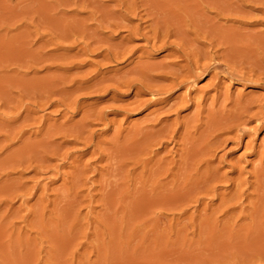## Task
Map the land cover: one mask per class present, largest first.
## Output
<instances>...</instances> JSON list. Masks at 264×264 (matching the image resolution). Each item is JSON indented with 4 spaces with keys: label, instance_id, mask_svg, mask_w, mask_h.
Returning <instances> with one entry per match:
<instances>
[{
    "label": "rangeland",
    "instance_id": "obj_1",
    "mask_svg": "<svg viewBox=\"0 0 264 264\" xmlns=\"http://www.w3.org/2000/svg\"><path fill=\"white\" fill-rule=\"evenodd\" d=\"M44 1H47L44 2L45 10L39 9L43 14H38L40 12L36 10L32 16L29 14L31 17L21 15L9 20L8 25L0 22L1 33L5 36L0 34V43L4 48H8L13 39L17 41L12 43L15 46L21 44V48H24L25 44L24 49L17 46L19 49L15 50L19 53L11 56L8 52L0 54L4 55L0 57V261L8 263L10 259L9 264H264V169H261L264 168V84L243 80L234 74L247 75L251 72L252 75H258L264 72V66H261L264 65V8H261L264 7V1L256 0L254 3V0H237L233 3L232 0H224L223 5L224 1L221 0H208L206 3L203 0H106L110 3L108 5L105 0H100V3H105V7L101 5L98 10L110 8L102 10L104 14L110 12L106 14L108 17L103 20L104 23L100 22L101 16L96 13L97 9L91 8L92 5H86L84 11V6L78 3L77 9L74 8L76 5L72 0ZM215 1L222 3L219 7L221 10H218L219 3L213 5ZM55 2L58 3L56 6ZM196 2L201 3L199 7ZM223 7H226L224 11ZM112 8L117 12H113ZM235 10L243 14H236ZM49 12L50 15L47 14ZM73 13L76 15L73 16ZM89 13H93L92 17L88 16ZM111 13L114 16H109ZM21 19L24 25L20 23ZM79 21L82 25L89 22L90 29L96 28V37L98 32L101 34L99 39H88L92 40L93 45L84 48L86 51L79 49L82 44L79 41L83 37L77 35L80 38L77 39L71 35L76 41L70 36L65 37L69 32L65 29L68 27L70 30L73 22ZM112 22L118 25L112 27ZM98 24L101 27L99 29ZM22 25L26 26L25 29ZM155 28L161 31L157 43L162 40L175 41L181 52L189 53L188 59L193 61L199 56L200 62L209 66L206 73L187 78V83H182L184 85L174 86L158 95L149 88L139 89L138 85L127 88L123 82L140 78L137 72L145 65L157 67H153L154 72L149 67L146 69L152 73L148 78L153 77L152 80L156 82L141 79L144 83L154 84L158 80V83L162 82L163 88L167 84L170 86V78L162 76L170 77L171 74H163L162 70L166 68L162 66L168 64L169 70L178 68L180 71V65L185 64L183 57L170 55V47H146V35L151 36L150 42L156 40L152 38ZM62 30H65V34ZM104 30L108 31L105 33ZM163 30L170 34L166 35V39L162 36ZM35 31L36 34L33 33ZM176 31H182L183 38ZM20 33L23 37H20ZM14 34H19L20 39L15 40ZM247 36L252 37L247 40ZM21 38L24 41L26 39V42ZM1 39H4L3 43ZM182 39L187 40L182 42ZM256 40L260 42V47ZM50 41H55L57 45L52 46L54 42ZM97 42L101 46L99 49L96 48ZM242 42L244 45L240 47ZM29 45L32 50H36L31 53ZM228 45H237V48ZM64 46L71 48L66 51ZM245 47H249V50L244 51ZM256 49H260V52L257 50L255 53ZM194 50L200 51L199 55H195ZM98 51L103 54L99 55ZM25 52L27 55H24ZM105 52L109 55L119 53V58L107 61L102 56ZM239 53L244 57L241 58ZM257 54H261L262 61L258 60L260 56L255 57ZM239 57L241 60H238ZM214 63L217 74L213 71ZM160 64L163 69L159 67ZM254 65L256 67L253 68ZM97 83L104 85L100 87ZM248 100L251 103L254 100L252 104H255H250L247 115L243 113L245 115L237 123L234 122L237 125L243 119L239 127L244 128V132L240 136L234 130L237 126L233 128V121L229 124H232V129L227 128L228 131L225 126L221 130L212 127L214 118L225 116L224 112L227 111L233 112L237 103L243 104ZM259 103L262 105L261 110ZM198 126L203 135L197 131ZM166 131L169 138H166ZM204 132L211 137V141H204L209 139ZM209 132L213 136L218 134L217 142L212 140L214 137ZM171 133L174 136L169 135ZM196 135L199 137L196 138ZM161 138L162 141H158ZM187 141L190 143L187 144ZM125 142L129 149L123 145ZM198 142H201L200 146ZM138 143L140 147L136 150ZM196 145H203V149L196 148ZM124 146L128 151L124 152ZM185 146L188 152H184ZM120 147L124 150H119ZM187 153L189 155H184ZM118 156L120 159L124 157L123 164ZM113 157L118 161L113 160ZM184 157L188 165L182 161ZM189 157L195 159L187 161ZM198 157L205 158V161ZM138 158L146 164L138 161ZM199 165L208 168H200ZM200 169L214 173L209 172L208 175L203 171L202 174L199 173ZM202 175L206 177L203 179ZM214 175L219 177L215 178ZM6 254L8 257L1 256Z\"/></svg>",
    "mask_w": 264,
    "mask_h": 264
},
{
    "label": "bare ground",
    "instance_id": "obj_2",
    "mask_svg": "<svg viewBox=\"0 0 264 264\" xmlns=\"http://www.w3.org/2000/svg\"><path fill=\"white\" fill-rule=\"evenodd\" d=\"M50 1H51V0H50ZM50 1H49V2H50ZM52 1H53V0H52ZM60 1H61V0H60ZM60 1H58V3H59ZM62 1L64 2V0H62ZM62 1H61V2H62ZM70 1H71V0H70ZM70 1H69V3H70ZM72 1H73V3L76 5V7H74V8H76V9H77V6H78L77 3H78L79 5L81 4L82 6H84L83 8L81 7L83 10L85 9L86 5H88V6L92 5L91 8H95V9H97V11L95 10L96 13L98 12V13H99V16H101V18H100V19H101V20H100L101 23H102L103 20L105 21L106 17H108L106 14H108L109 11H108V12H105V14H104L103 11H102V10H105V9H108V8H105V9H102V10H98L99 8H101V5L104 6V4H105V3H103V4L100 3L102 0H101V1H100V0H72ZM72 1H71V2H72ZM105 1H106V0H105ZM116 1H117V0H116ZM193 1H196V0H193ZM203 1H204V3L208 2V0H203ZM203 1H202V3H203ZM205 1H206V2H205ZM216 1H218V0H216ZM216 1H215V3H216ZM221 1H224V0H221ZM225 1H226V0H225ZM225 1L222 2L223 5L225 4ZM235 1L237 2V0H234V1L232 0L233 3H234ZM238 1H239V0H238ZM252 1H253V0H252ZM255 1H256V0H254V3H256ZM262 1H264V0H262ZM44 2H47V1H44V0H0V22H1V23H4V24H7V22H8L9 20L12 21V20L15 19L16 17H18V16L20 17L21 15H23V16H24V15H25V16L28 15V16H29V14H31V16H32V14H35V13H36V10H38V12H40V13H38V14H41L42 12L39 11V9H40V10H45V4H44ZM61 2H60V3H61ZM96 2H97V3H96ZM98 2H99V3H98ZM106 2H108V1H106ZM118 2H119V1H118ZM197 2H198V0H197ZM197 2H196V4H197ZM240 2L243 3V2H245V0H243V2H242V1H240ZM240 2H239V3H240ZM259 2H260V0H259ZM56 3H57V2H55V4H54L55 6H56ZM58 3H57V4H58ZM60 3H59V4H60ZM108 3H109V2H108ZM114 3H115V2H114ZM218 3L220 4V6H218V8H219V7L222 6V5H221L222 3H221L220 1L217 2L216 4H213V2H212L213 5H217ZM229 3H230V2H229ZM257 3H258V2H257ZM119 4H121V3H119ZM200 4H201V3L197 4V6L199 7ZM209 4H210V3H209ZM226 4H227V3H226ZM259 4H261V3H259ZM259 4H258V5H259ZM43 5H44V9H42V8H43ZM46 5H47V4H46ZM63 5H65V3H64ZM66 5H67V4H66ZM108 5H110V3H109ZM246 5H247V3L245 4V6H246ZM255 5H256V4H255ZM258 5H257V6H258ZM48 6H49V5H48ZM48 6H47V7H48ZM59 6H62V5H59ZM67 6H69V5H67ZM88 6H87V7H88ZM103 6H102V7H103ZM202 6H203V5H202ZM211 6H212V5H211ZM211 6H210V7H211ZM259 6H260V5H259ZM262 6H264V4H262ZM63 7H64V6H63ZM104 7H105V6H104ZM104 7H103V8H104ZM106 7H108V6H106ZM109 7H111V6H109ZM113 7H114V6H113ZM212 7H213V6H212ZM234 7H235V6H234ZM238 7H239V6H238ZM238 7H237V8H238ZM240 7H241V6H240ZM250 7H252V5H251ZM253 7H254V5H253ZM255 7H256V6H255ZM51 8H52V7H51ZM53 8H54V6H53ZM53 8H52V9H53ZM78 8H79V7H78ZM81 8H80V10H82ZM91 8H89V9H90V11L92 12ZM133 8H134V7H133ZM213 8H217V7L214 6ZM225 8H226V7H223V8H222L223 11L225 10ZM228 8H229V7H228ZM228 8H227V13H228ZM241 8H242V7H241ZM261 8H264V7H261ZM48 9H49V8H48ZM89 9H88V10H89ZM112 9H113V8H112ZM117 9H118V8H117ZM197 9H198V8H197ZM232 9L234 10V8H232ZM256 9H257V8H256ZM258 9H260V8H258ZM83 10H82V11H83ZM93 10H94V9H93ZM108 10H110V8H109ZM115 10H116V8H115ZM191 10H192V9H191ZM198 10L201 11L202 9H198ZM211 10H212V9H211ZM215 10H216V9H215ZM218 10H221V9L219 8ZM233 10H232V11H233ZM243 10H245L244 6H243ZM50 11H51V10H50ZM53 11H54V10H53ZM62 11H64V9H63ZM74 11H75V9H74ZM82 11H81V12H82ZM84 11H85V10H84ZM95 11H93L94 14H95ZM112 11H113V12H117V11H114V9H113ZM193 11H194V10H193ZM230 11H231V10H230ZM232 11H231V12H232ZM235 11H236V12H235ZM235 11H234V12H235L236 14H237L238 12H240V11H238V10H235ZM241 11H242V10H241ZM262 11H264V10H262ZM43 12H46V11H43ZM47 12H48V11H47ZM59 12H61V11L59 10ZM145 12H146V11H145ZM190 12H192V11H190ZM231 12H230V13H231ZM242 12H243V11H242ZM246 12H247V11H246ZM50 13H51V12H49V13H47V14L50 15ZM53 13H54V12H53ZM62 13H64V12H62ZM75 13H76V11H75ZM77 13H78V12H77ZM79 13H80V12H79ZM109 13H110V12H109ZM147 13H148V12H147ZM215 13H217V11H216ZM220 13H221V12H220ZM220 13H219V14H220ZM222 13H223V12H222ZM261 13H262V12H261ZM42 14H43V13H42ZM47 14H46V15H47ZM57 14H58V13H57ZM64 14H65V13H64ZM112 14H113V13L109 14V16L112 15ZM219 14H217V15H219ZM224 14H225V12L223 13V15H224ZM228 14H229V13H228ZM228 14H226V15L228 16ZM236 14H235V15H236ZM239 14H243V13L240 12ZM75 15H76V14H75ZM75 15H74V13H73V16H75ZM92 15H93V13H91V14L89 13L88 16H89V17H92ZM97 15H98V14H97ZM115 15L117 16V14H115ZM150 15H151V14H150ZM193 15H194V12H193ZM215 15H216V14H215ZM221 15H222V14H221ZM231 15H232V14H231ZM244 15H245V14H244ZM246 15H247V14H246ZM248 15H249V14H248ZM31 16H29V17H31ZM41 16H43V15H41ZM65 16H66V14H65ZM73 16H72V17H73ZM113 16H114V14H113ZM238 16H239V15H238ZM238 16H237V17H238ZM240 16H241V15H240ZM21 17H22V16H21ZM54 17H55V16H54ZM60 17H61V16H60ZM62 17H63V16H62ZM81 17H82V16H81ZM117 17H118V16H117ZM154 17H155V16H154ZM85 18H86V17H84L83 19H85ZM87 18H88V17H87ZM87 18H86V19H87ZM97 18H98V16H97ZM112 18H113V17H112ZM118 18H120V16H119ZM152 18H153V17L151 16V19H152ZM156 18H157V17H156ZM16 19H17V18H16ZM24 19H25V18H24ZM47 19H48V18H46V20H47ZM50 19H51V18H50ZM80 19H81V18H80ZM90 19H92V18H90ZM90 19H89V20H90ZM94 19H95V18L93 17L92 20H94ZM115 19H116V18H115ZM121 19H122V17H121ZM148 19H149V18H148ZM158 19H159V18H158ZM163 19H164V18H163ZM197 19H198V18H197ZM21 20H22V19H21ZM21 20H20V21H21ZM25 20H26V19H25ZM78 20H79V17H78ZM78 20H77V21H78ZM160 20H161V18H160ZM166 20H167V19H166ZM166 20H165V21H166ZM18 21H19V20H18ZM31 21H32V20H31ZM42 21H43V19H42ZM75 21H76V20H75ZM83 21H84V20H82V22H83ZM95 21H97V20H95ZM104 21H103V23H104ZM106 21H108V20H106ZM109 21H111V18H109ZM151 21H152V20H151ZM153 21H154V19H153ZM9 22H10V21H9ZM34 22H35V21H34ZM43 22H47V21H43ZM65 22H66V20H65ZM82 22H81V23H82ZM97 22H98V21H97ZM97 22H90V23H91V24H92V23L97 24ZM154 22H155V21H154ZM158 22H159V20H158ZM160 22H161V21H160ZM166 22H167V21H166ZM203 22H204V21H203ZM14 23H15V22H14ZM20 23L23 24V20H22V22H20ZM32 23H33V22H32ZM48 23H49V22H48ZM48 23H46V24H48ZM56 23H57V22H56ZM60 23H61V21H60ZM62 23L64 24V22H62ZM62 23H61V24H62ZM66 23L68 24V22H66ZM88 23H89V22H87V25H86V23L84 22V25H82V24H80V21L77 22V23H75V24H74V22H73V26H72V28H71V26L69 27L70 30L67 29L68 27L65 29L66 32L69 31L68 34H65V30H62V31H64L65 37L70 36V38H71V35H72V36L75 35L76 38H77V35H79L78 37H81V38L83 37L82 40L79 41V43H80V44L82 43V44L80 45V44L78 43V45H80V47H81V48H79V49H81V50H84V48L87 49V47H89L90 45H91V46L93 45V42H92V44H91V41H92V40L89 41L88 39H93V37L99 39L98 37H99V34H100V33L98 32V33H97V34H98V35H97L98 37H96V33H95V31H94L96 28H95V29H90V28L88 27V26H89ZM115 23H116V21L114 22V24H115ZM151 23H152V22H151ZM155 23H156V22H155ZM201 23H202V22H201ZM28 24H29V23H27V25H28ZM35 24H36V23H35ZM53 24H54V26L56 25L55 23H53ZM53 24H52V25H53ZM67 24H65V25H67ZM94 24H93V25H94ZM99 24H100V23H99ZM99 24H98V25H99ZM106 24H108V23H106ZM109 24H110V22H109ZM112 24H113V22L111 23V25H112ZM114 24H113V25H114ZM161 24H162V23H161ZM161 24L159 23V25H161ZM202 24H203V23H202ZM202 24H201V25H202ZM7 25H8V24H7ZM23 25H24V24H23ZM23 25H22V27H24V29H25L26 26H23ZM69 25H70V24H69ZM69 25H67V26H69ZM71 25H72V24H71ZM104 25H105V24H104ZM111 25H110V26H111ZM117 25H118V24H117ZM117 25H114V26H112V27H116ZM119 25H120V24H119ZM147 25H148V24H147ZM147 25H146V26H147ZM153 25H154V24H153ZM205 25H206V23H205ZM209 25H210V24H208V26H209ZM15 26H19V25H15ZM31 26H32V24H31ZM34 26H35V25H34ZM47 26H48V25H47ZM58 26H59V25L56 26L57 29L59 28ZM102 26H103V25H102ZM122 26H123V25H122ZM162 26H163V25H162ZM171 26H172V25H171ZM173 26H174V25H173ZM212 26H213V25H212ZM20 27H21V26H20ZM28 27H30V26H28ZM56 27H55V30H57ZM60 27H61V26H60ZM63 27H65V26H63ZM99 27H100V25L98 26V29H99ZM118 27H119V26H118ZM158 27H159V26H158ZM165 27H166V26H165ZM168 27H169V26H168ZM203 27H204V25H203ZM206 27H207V25H206ZM2 28H3V25H2ZM35 28H36V27H35ZM35 28H33V29H35ZM51 28H52V27H51ZM100 28H101V27H100ZM151 28H154V27H151ZM175 28H176V27H175ZM177 28H178V27H177ZM197 28H198V27H197ZM201 28H202V27H201ZM210 28H211V27H209V29H210ZM213 28H214V27H213ZM5 29H6V27H5ZM10 29H11V28H10ZM14 29H15V28H14ZM16 29H18V28H16ZM16 29H15V30H16ZM22 29H23V28H22ZM161 29H163V27H162ZM164 29H165V28H164ZM168 29H169V28H168ZM168 29H167V30H168ZM178 29H179V28H178ZM181 29H182V28H181ZM198 29H199V28H198ZM202 29H203V28H202ZM205 29H206V28H205ZM209 29H208V30H209ZM231 29H232V28H231ZM7 30H8V29H7ZM26 30H27V28H26ZM35 30H36V29H35ZM52 30H54V29H52ZM108 30H109V29H108ZM108 30H106V32H107ZM114 30H116V28H115ZM114 30H113V31H114ZM150 30H152V29H150ZM184 30H185V29H184ZM229 30H230V29H229ZM20 31H21V30H20ZM22 31H23V30H22ZM24 31H25V30H24ZM31 31H34V30H31ZM60 31H61V30H60ZM60 31H58V34H59ZM97 31H100V30H97ZM109 31H111V30H109ZM113 31H112V32H113ZM116 31H117V30H116ZM159 31H160V30H158V29L155 28V29H153V33H154L153 35H152V32H151V35L153 36L152 38H156V40L154 39V41H152V42H150V41L152 40V39H151V36H150V37H148L147 35L145 36V39H146L145 45H146V47H149L150 49H157V48H163V47H170V49H171L170 55H171V56L174 55V56H177V57H183V59H185V61H184L185 64L180 65V64H178V62H177V64L181 66V68H180L181 70H180V71H179L178 68H177L178 66L176 67L177 70H178V72H176L177 70H175V68H174L175 71H173V68L171 69L172 71L169 70V69H170V68H168L169 66L167 67L168 64H167L166 66H165V65L162 66L161 64L159 65V67L162 66V67H165V68H166V69H163V68L161 67V68L163 69V70H162V73H163V72H167L168 74H171V75H172V76L170 75V77L165 76V75L162 76V78H166V79H167V78H170V82H169V84H171L170 86H169L168 84H167V86H166V84H165V82H164L165 86H166V87L169 86V87H168V88H166V87L163 88L162 85H161L162 82L160 81V83H158L159 81H158L157 79H156V80H157V83H154V84H151V83L146 84V82L144 83L143 80H141V79H147V80H148V79H151V80H152L153 77L148 78V77H150L149 75H150V73H151L150 69L152 70L153 67H154V69H155V67H157V66L154 65V64H153L154 66H152L151 68H150V65H147V67H146V65H145V63H144L145 66H144L143 68L141 67L142 65H140V67L142 68V70L140 69V70H138V72H137V74L140 76V78H138V79H136V80H132V81H130V82H129V81H128V82H125V81L123 82V83H125V85H126L127 88H130V87H132V86H134V85H138V88H139V89H140V88H144V87H145V88H149L150 91H153V93L155 92V93H157V95H158L159 92H167V91H169L170 88H172V87L174 88V86L177 87V86H180V85H181L182 83H184V82L187 83L186 81H187L190 77H191V78H192V77H195V78H196V76H198L200 73L205 72V71L208 70V67H209V66H208V65H204V64H202V63L200 62V59H201V58H199V56H196L197 58H199V60H198L197 58H196L195 60L193 59V61L191 60V58L188 59V58H189V57H188V54H189V53H187L186 51H185V53H187V54H185L184 51L181 52V50L179 49V47L177 46V44L175 43V41H174V43H173V42H168L167 40H162L161 43H157V42H156V41H157V38H158L159 34H161V31H160V32H159ZM163 31H164V30H163ZM168 31H169V30H168ZM168 31L166 32V30H165V31L162 33V34H163L162 36H163L164 38L166 37V35H169V36H170V34H168V33H169ZM194 31H196V30H194ZM1 32H2V30H1V28H0V34H2ZM7 32H8V31H7ZM18 32H19V31H18ZM18 32H17V33H18ZM50 32H51V31H50ZM53 32H54V31H53ZM104 32H105V30H104ZM104 32H102V34H103ZM106 32H105V33H106ZM149 32H150V31H149ZM174 32H175V31H174ZM176 32L179 33L180 31H179V32L176 31ZM192 32H193V31H192ZM204 32H205V31H204ZM210 32H211V29H210ZM210 32H208V34H209ZM212 32H213V30H212ZM215 32H216V31H215ZM24 33H25L24 36H26V33H27V32L25 31ZM33 33L36 34V31L33 32ZM48 33H49V32H48ZM109 33H111V32H109ZM113 33H114V32H113ZM170 33H171V32H170ZM172 33H173V32H172ZM181 33H182V31L180 32V34H181ZM199 33H200V31H199ZM222 33H223V32H222ZM227 33H228V32H227ZM6 34H7V33H5V35H6ZM29 34H30V32H29ZM46 34H47V33H46ZM143 34H146V33H143ZM173 34H174V33H173ZM180 34H178V37H180V36H179ZM184 34H185V32H184ZM186 34H187V33H186ZM186 34H185V35H186ZM205 34H206V33H205ZM212 34H213V33H212ZM220 34H221V33H220ZM228 34H229V33H228ZM228 34H227V35H228ZM235 34H236V33H234V35H235ZM255 34H256V33H255ZM2 35H3V34H2ZM7 35H8V34H7ZM14 35H15V37H16L15 40H18V39H20V37H21L23 34L21 35V33H20V37L18 36L19 34H17V35L14 34ZM14 35H11V37H13ZM27 35H28V34H27ZM50 35H51V33H50ZM53 35H54V33H53ZM56 35H57V32H56ZM60 35H62L61 32H60ZM80 35H81V36H80ZM94 35H95V36H94ZM106 35H108V34H106ZM176 35H177V34H176ZM176 35H175V37H176ZM181 35H182L181 38H183V34H181ZM185 35H184V36H185ZM199 35H200V34H199ZM222 35H224V33H223ZM222 35H221V36H222ZM225 35H226V33H225ZM232 35H233V34H232ZM234 35H233V36H234ZM246 35H248V34H246ZM249 35H250V34H249ZM3 36H4V35H3ZM44 36H45V35H44ZM103 36H104V35H103ZM160 36H161V35H160ZM169 36H168V37H169ZM207 36H208V35H207ZM209 36H210V35H209ZM214 36H215V35H214ZM216 36H217V35H216ZM218 36H219V35H218ZM233 36H232V38H233ZM252 36H253V35H252ZM252 36H250V37H252ZM4 37H5V36H4ZM4 37H3V38H4ZM22 37H23V36H22ZM100 37H101V34H100ZM163 37H160V38L162 39ZM186 37H187V35H186ZM195 37H196V36H195ZM219 37H220V36H219ZM222 37H223V36H222ZM225 37H227V36H225ZM225 37H223V38H225ZM250 37L247 36V40H248V38L250 39ZM255 37H256V36H255ZM6 38H8V36H7ZM6 38H5V39H6ZM17 38H18V39H17ZM25 38H26V37H25ZM29 38H30V37H29ZM50 38L52 39V35H51ZM50 38H49V39H50ZM60 38H62V37H60ZM72 38H73V40L76 39V38L74 39V37H72ZM72 38H71V39H72ZM105 38H106V36H105ZM176 38H177V37H176ZM184 38H185V37H184ZM223 38H222V39H223ZM256 38H258V37H256ZM256 38H255V39H256ZM8 39H10V36H9ZM26 39H27V38H26ZM26 39H25V41H24V40L21 38V40H23V42H26ZM30 39H31V38H30ZM53 39H54V38H53ZM65 39H68V38H65ZM77 39H80V38H77ZM102 39H104V37H103ZM150 39H151V40H150ZM165 39H166V38H165ZM215 39H217V38H215ZM219 39H220V38H219ZM228 39H229V35H228V38H227L226 40H228ZM234 39H236V38H234ZM251 39H252V38H251ZM260 39H262V38H260ZM1 40H2V39H1ZM3 40H4V39H3ZM3 40L1 41L2 43H3ZM13 40H14V39H13ZM13 40L11 41V43H10V41H9L10 46H12V47L9 46L8 48H7V47L4 48V46L0 43V54H1V53H5V52H8L9 55H10V54H16V53L18 52V51L15 50L16 48H18L19 46H20V49H24V48H25V44H24V48H21V47L23 46V45H21V44H20V45L17 44L16 46L13 45L12 43H14V42L16 43V42H17V41H13ZM28 40H29V39H28ZM57 40H58V39H57ZM100 40H101V39H100ZM106 40H107V39H106ZM180 40H181V39H180ZM183 40L186 42L187 39H186V40H185V39H182V42H183ZM223 40H224V39H223ZM223 40H222V41H223ZM247 40H246V41H247ZM6 41H7V40H6ZM75 41H76V40H75ZM95 41H99V40H95ZM104 41H105V39H104ZM208 41H209V40H208ZM218 41H220V40H218ZM222 41H221V42H222ZM261 41H262V40H261ZM19 42H20V41H19ZM50 42H51V41H50ZM50 42H49V43H50ZM53 42H54V43H53ZM53 42H51V43H53L52 46H53L54 44H56L55 41H53ZM56 42H57V41H56ZM99 42H100V41H99ZM106 42H108V41H106ZM159 42H160V41H159ZM230 42H231V41H230ZM232 42L234 43V41H232ZM232 42H231V43H232ZM237 42H238V41H236V43H237ZM247 42H248V41H247ZM249 42H250V40H249ZM253 42H254V41H253ZM256 42H257V40H256ZM6 43H8V42H6ZM21 43H22V42H21ZM29 43H30V41H29ZM34 43H36V41H35ZM43 43L45 44V42H43ZM43 43H42V44H43ZM46 43H48V41H47ZM57 43H59V42H57ZM60 43H63V42H60ZM60 43H59V44H60ZM64 43H65V42H64ZM67 43H68V42H67ZM74 43H75V42H74ZM104 43H105V42H104ZM223 43H225V42H223ZM226 43H228V41H227ZM226 43H225V44H226ZM259 43H260V42H259ZM259 43L257 42V44H259ZM261 43H262V42H261ZM26 44H27V43H26ZM97 44H98V42H97ZM101 44H102V40H101L100 45H101ZM179 44H180V43H179ZM182 44H183V43H182ZM239 44H240V43H239ZM241 44H242L241 46H240V45H238V46L243 47V45H244L243 42H242ZM246 44H248V43H246ZM249 44H250V43H249ZM252 44H253V43H252ZM254 44H256V43H254ZM254 44H253V45H254ZM262 44H264V43H262ZM4 45H5V44H4ZM6 45H7V44H6ZM6 45H5V46H6ZM8 45H9V44H8ZM56 45H57V44H56ZM56 45H55V46H56ZM62 45H64V44H62ZM62 45H61V46H62ZM65 45H71V44H65ZM95 45H96V44H95ZM100 45L98 44V46H96V48H97V49L101 48ZM112 45H113V44H112ZM230 45H231V44H230ZM230 45H228V46L230 47ZM260 45H261V44H259V47H260ZM17 46H18V47H17ZM40 46H41V45H40ZM59 46H60V45H59ZM61 46H60V47H61ZM72 46H73V45H72ZM74 46H75V48H76L77 45L75 44ZM114 46H115V45H114ZM179 46H180V45H179ZM228 46H227V47H228ZM236 46H237V45H235V46L233 45V46H231V47H235V48H237ZM250 46H252V45H250ZM28 47H30V45H29ZM56 47H58V46H56ZM109 47H111V46H109ZM109 47H108V48H105V49H109ZM115 47H116V46H115ZM144 47H145V46H144ZM144 47H143V48H144ZM231 47H230V48H231ZM246 47H247V45H246ZM246 47H245V49H243L244 51H245L246 49L249 50V49H248L249 47H248V48H246ZM253 47H254V46H253ZM26 48H27V47H26ZM30 48H31V47H30ZM30 48H29V51H31V53H32V51L36 50V49L32 50V48H31V50H30ZM54 48H55V47H53V50H54ZM67 48L70 49L71 47H70V48L67 47ZM67 48L64 46V49H65V50H66ZM140 48H141V47H140ZM149 48H148V49H149ZM180 48H181V47H180ZM230 48H229V49H230ZM235 48H234V49H235ZM254 48H256V46H255ZM5 49H7V50H5ZM18 49H19V48H18ZM59 49H60V48H59ZM59 49H58V50H59ZM61 49H63V47H61ZM77 49H78V48H77ZM148 49H147V50H148ZM229 49H228V51H229ZM240 49H241V48H240ZM4 50H5V51H4ZM27 50H28V49H27ZM56 50H57V48H56ZM65 50H64V51H65ZM101 50L103 51V49H101ZM114 50H116V49H114ZM118 50H119V49H118ZM182 50H183V49H182ZM230 50H231V49H230ZM232 50H233V48H232ZM235 50H236V49H235ZM241 50H242V49H241ZM241 50H240V51H241ZM247 50H246V51H247ZM257 50H258V49L255 50V51H256L255 53H257ZM259 50H260V49H259ZM259 50H258V51H259ZM19 51H20V50H19ZM25 51H26V49H25ZM29 51H28V53H29ZM66 51H67V50H66ZM66 51H65V52H66ZM68 51H71V50H68ZM77 51H80V50H77ZM77 51H76V52H77ZM84 51H86V50H84ZM88 51H89V49H88ZM93 51H95V50L93 49ZM99 51H100V50H99ZM99 51H98V52H99ZM191 51H192V50H191ZM194 51H195V50H194ZM233 51H234V50H233ZM236 51H238V49H237ZM20 52H22V51H20ZM26 52H27V51H26ZM26 52L24 53V55H27ZM81 52H82V51H81ZM90 52H91V51H90ZM95 52H97V50H96ZM114 52H115V51H114ZM114 52H113L112 55H109L108 53L105 52L106 54H105V55H102V56H103L104 59H107V61H108V60H113V61H114L115 59L119 58V57H118V54H119V53L117 54V53H114ZM199 52H200V51H197V50H196V51L194 52V54H195V55H196V54L199 55ZM203 52H204V51H203ZM207 52H208V51H207ZM230 52H231V51H230ZM248 52H249V51H248ZM248 52H245V53H248ZM259 52H260V51H259ZM261 52H262V51H261ZM18 53H19V52H18ZM31 53H29V54H31ZM67 53H68V52H67ZM100 53H102V52H99V55H101ZM109 53H110V52H109ZM226 53H228V52H226ZM237 53H238V52H237ZM240 53H241V52H240ZM240 53H239V56L242 55V54H240ZM250 53H251V52H250ZM250 53H249V54H250ZM65 54H66V53H65ZM95 54H96V53H95ZM102 54H103V53H102ZM251 54H252V53H251ZM20 55H21V53H20ZM35 55H36V54H35ZM73 55H74V54L70 55L69 57H71V56H73ZM80 55H81V54H80ZM191 55H192V53H191ZM229 55H230V54H228V56H229ZM231 55H232V54H231ZM231 55H230V56H231ZM234 55H235V54H234ZM236 55H237V54H236ZM245 55L248 56V54H245ZM252 55H253V54H252ZM255 55H256V54H255ZM262 55H264V52H262ZM2 56H4V55L2 54ZM2 56H0V57H2ZM10 56H11V55H10ZM15 56H16V55H15ZM17 56H18V55H17ZM66 56H67V55H66ZM97 56H98V55H97ZM200 56L202 57L203 55H200ZM204 56H205V55H204ZM226 56H227V54H226ZM237 56H238V55H237ZM247 56H245V57H247ZM258 56H260V59H261V60L258 59L259 62L262 61V58H264V56H262V58H261V54H257V56H255V57H258ZM5 57L9 59V57H7V55H6ZM20 57H23V56H20ZM20 57H18V58H20ZM34 57H36V56H34ZM69 57H68V58H69ZM193 57H194V56H193ZM205 57H207V56H205ZM205 57H204V58H205ZM242 57H244V55H242L241 58H242ZM248 57H249V56H248ZM2 58H3V57H2ZM15 58H16V57H15ZM15 58H14V59H15ZM25 58H27V57L25 56ZM31 58H32V57L30 56V59H31ZM173 58H174V57H173ZM211 58H212V57H211ZM229 58H230V57H229ZM239 58H240V57H239ZM241 58L238 59V60H241ZM258 58H259V57H258ZM101 59H102V58H101ZM179 59H180V58H179ZM225 59H226V58H225ZM231 59H233V57H231ZM234 59H235V57H234ZM234 59H233V60H234ZM250 59H252V58H250ZM253 59H254V58H253ZM16 60H17V58H16ZM16 60H15V63H16ZM18 60H19V59H18ZM32 60H34V58H33ZM32 60H31V61H32ZM72 60H73V59H72ZM119 60H120V59H119ZM176 60H177V59H176ZM255 60H256V62L258 61L257 58H255ZM4 61H5V60H4ZM6 61H7V60H6ZM8 61H11V59L8 60ZM22 61H23V59H22ZM22 61H21V62H22ZM35 61H36V59H35ZM226 61H227V59H226ZM247 61H248V60H247ZM249 61H250V60H249ZM253 61H254V60H253ZM253 61L251 60V62H252L253 64H255V62H253ZM17 62H18V61H17ZM70 62H71V61H70ZM102 62H103V61H102ZM198 62H200L201 64H199ZM221 62H222V61H221ZM232 62H233V61H232ZM235 62H236V60H235ZM259 62H258V63H259ZM262 62H264V61H262ZM11 63H12V62H11ZM13 63H14V60H13ZM31 63H32V62H31ZM33 63H34V62H33ZM35 63H36V62H35ZM105 63H106V62H105ZM110 63H111V62H110ZM137 63H138V62H137ZM172 63H173V61H172ZM179 63H180V62H179ZM242 63H244V62H242ZM242 63H240V64H242ZM246 63L249 65L248 62H246ZM258 63H257V65H259ZM148 64H149V63H148ZM150 64H151V63H150ZM165 64H166V63H165ZM206 64H208V63H206ZM225 64H226V63H225ZM225 64H224V66H225ZM228 64H229V63H228ZM244 64H245V63H244ZM0 65H1V64H0ZM218 65H219V63L217 64V66H218ZM260 65H261V64H260ZM260 65H259V66H260ZM134 66H135V65H134ZM174 66H175V65H174ZM233 66H234V65H233ZM249 66H250V65H249ZM259 66H258L257 68H259ZM261 66H264V65H261ZM1 67H2V66H1ZM1 67H0V68H1ZM136 67H137V64H136ZM148 67L150 68V69L148 70L149 72L146 70ZM170 67H171V66H170ZM225 67H230V66L227 65V66H225ZM236 67H237V65H236ZM251 67H252V64H251ZM251 67H250V69H253V68L256 67V66L254 65L253 68H251ZM137 68H139V67H137ZM216 68H217V67H215V63H214V69H213V71H214ZM220 68H221V67H220ZM248 68H249V67H248ZM261 68H262V67H260V69H261ZM129 69H130V68H129ZM129 69H128V70H129ZM133 69H134V68H133ZM154 69H153V70H154ZM167 69H168V70H167ZM226 69H227V68H226ZM262 69H264V68H262ZM262 69H261V71H262ZM153 70H152V71H153ZM158 70H159V68H158ZM166 70H167V71H166ZM219 70H220V69H219ZM227 70H230V69H227ZM254 70H255V69H254ZM170 71H171V73H170ZM211 71H212V69H211ZM230 71H231V70H230ZM246 71H247V70H246ZM249 71H250V70H249ZM255 71H256V70H255ZM259 71H260V70H259ZM259 71H258V72H259ZM153 72H154V71H153ZM155 72H156V71H155ZM233 72H235V71H233ZM238 72H239V71H238ZM242 72H245V71H242ZM247 72H248V71H247ZM252 72H253V70H252ZM258 72H255V74L258 73ZM133 73H134V72H133ZM148 73H149V74H148ZM205 73H206V72H205ZM214 73L217 74L215 71H214ZM214 73H213V74H214ZM229 73L232 74V75L235 74V75L239 76V77H240L241 79H243V80H247V81L254 82V83H259V84H264V72H259L258 75H254V73H253V75H252L251 72H248L247 75H245V74H243V73H240V74H237V73H234V74H233L232 72H229ZM245 73H246V72H245ZM151 74H152V73H151ZM159 74H160V72H159ZM159 74H158V75H159ZM163 74H165V73H163ZM154 75H157V74H154ZM160 75H162V74H160ZM114 76H115V75H114ZM124 76H125V75H124ZM151 76H152V75H151ZM211 76H212V75H211ZM125 77H126V76H125ZM134 77H135V76H134ZM155 77H156V76H155ZM159 77H160V76H159ZM185 77H186V78H185ZM116 78H117V77H116ZM123 78H124V77H123ZM128 78H129V77H127V79H128ZM157 78H158V77H157ZM184 78H185V79H184ZM187 78H188V79H187ZM129 79H130V78H129ZM158 79L160 80V78H158ZM104 80H105V79H104ZM153 80H154V82H156L155 79H153ZM153 80H152V81H153ZM162 80H164V79H162ZM101 81H103V80H101ZM145 81H146V80H145ZM149 81H150V80H148V82H149ZM80 82H81V81H80ZM83 82H85V81H83ZM97 82H98V81H97ZM111 82H112V81H111ZM115 82H116V80H115ZM118 82H120V81H118ZM121 82H122V81H121ZM76 83H79V82L77 81ZM109 83H110V82H109ZM109 83H108V84H109ZM72 84H73V83H72ZM79 84H80V83H79ZM99 84H100V83H99ZM99 84L97 83V85H99ZM83 85H84V84H83ZM102 85H104V84H102ZM102 85H101V86H102ZM121 85H122V84H121ZM182 85H184V84H182ZM78 86H80V85H78ZM91 86H92V84H91ZM99 86H100V85H99ZM101 86H100V87H101ZM113 86H114V85H113ZM116 86H117V85H116ZM103 87H104V86H103ZM108 87H109V86H108ZM118 87H119V86H118ZM78 88H79V87H78ZM97 88H98V87H97ZM105 88H106V87H105ZM105 88H104V90H105ZM79 89H80V88H79ZM102 89H103V88H102ZM149 89H148V90H149ZM98 90H100V89H98ZM151 93H152V92H151ZM185 94H186V93H185ZM155 95H156V94H155ZM157 95H156V96H157ZM181 97H182V96H181ZM181 97H180V98H181ZM183 98H184V97H183ZM185 98H186V96H185ZM178 102H179V101H178ZM183 102H184V100H183ZM183 102L181 101V103H183ZM253 102H254V100H253ZM253 102H252V103H253ZM174 103H175V102H174ZM184 103H185V102H184ZM252 103L250 102V100H248L247 102L245 101V103H243V104H242V103H237L236 106H234V110L232 109L233 112H232V111H231V112L229 111V113H228V111H227L228 114L224 112V114H226L225 116H221V117L219 116L218 118H214V119H215V122L212 123V122L210 121V122H209L210 124L208 123L209 126H210V125L212 126V124H213L214 126H212V127H214L215 130H221V128L224 129V126H225V129H227V128H231V129H232V127H231L232 124H231L230 126H229V124L233 121V128H234V126H237V127H235L236 129L234 128V130H236L235 132H237V133H238L237 135H239L240 133L244 132V131H243L244 128H240V127H239V126H240L239 124L242 123V120H243V119L241 120V123H239V121H238L239 124L236 125L237 120H238V119L240 120V118H242L241 116L243 115V113H245V114L247 115V113H248V111H249V109H250L249 106L251 107V105H254V104H255V103H254V104H252ZM250 104H251V105H250ZM172 105H173V104H172ZM179 105H180V104H179ZM183 105H184V104H183ZM168 106H169V105H168ZM175 106H176V105H175ZM177 106H178V105H177ZM258 107H259V110H261L262 105L259 103ZM174 108H175V107H174ZM176 108H177V107H176ZM169 109L171 110V108H169ZM166 110H167V109H166ZM173 110H174V109H173ZM219 114H220V113H219ZM224 114H223V115H224ZM245 114H244V115H245ZM252 114H253V113H252ZM256 114H257V113H256ZM196 115H197V113H196ZM244 115H243V116H244ZM254 115H255V114H254ZM254 115H253V116H254ZM208 116H209V115H208ZM217 116H218V115H217ZM250 116H252V115L250 114ZM250 116H248V117H250ZM194 117H195V115H194ZM199 117H200V116H199ZM214 117H215V116H214ZM248 117H247V118H248ZM198 119H199V118H198ZM201 119H202V118H200V121H202ZM214 119H213V117H212V120H214ZM154 120H155V119H154ZM193 120H194V119H193ZM196 121H197V120H196ZM196 121H194V126L197 125V124H195ZM198 121H199V120H198ZM200 121H199V123H200ZM208 121H209V120H208ZM235 121H236V123H234ZM243 122H245V120H244ZM158 123H159V120H158ZM187 123H188V122H187ZM187 123H186V125L188 126ZM199 123H198V124H199ZM211 123H212V124H211ZM156 124H157V123H156ZM192 124H193V123H191V125H192ZM204 124H206V122H205ZM234 124H235V125H234ZM244 124H245V123H244ZM244 124H243V125H244ZM191 125H190V126H191ZM201 125H202V124H201ZM201 125H199V126H201ZM243 125H242V126H243ZM187 126H186V127H187ZM199 126H198V127H199ZM203 126H204V125H202V127H203ZM211 126H210V127H211ZM163 127H164V126H163ZM191 127H192V126H191ZM210 127H209V128H210ZM161 128H162V127H161ZM164 128L167 130L166 127H164ZM164 128H162V132H164ZM193 128H194V127H193ZM195 128H197V127H195ZM200 128H201V127L197 128V129H199V130H197V131L200 132ZM204 128H205V127H204ZM206 128H207V126H206ZM209 128H207V129H209ZM140 129H141V128H140ZM158 129H159V128H158ZM189 129H190V128H189ZM191 129H192V128H191ZM207 129H206V130H207ZM176 130H177V129H176ZM206 130H203V131H206ZM215 130H213V131H215ZM228 130H229V129H227V131H228ZM141 131H143V129H142ZM141 131H140V132H141ZM172 131H174V130H172ZM184 131H185V130H184ZM197 131H196V133H197ZM211 131H212V130H211ZM230 131H233V130H230ZM176 132H177V131H176ZM193 132H195V129L193 130ZM218 132H220V131H218ZM233 132H234V131H233ZM76 133H77V132H76ZM135 133H136V132H135ZM157 133H159V132H157ZM166 133H167L166 136H168V131H166ZM184 133H185V132H184ZM186 133H188V132H186ZM186 133H185V134H186ZM191 133H192V132H191ZM191 133H190V134H191ZM200 133H201V132H200ZM204 133H206V135H207V132H204ZM209 133H210V135L212 134L211 132H209ZM215 133H216V131H215ZM221 133H222V132H221ZM221 133H220V134H221ZM151 134H154V133H151ZM176 134H177V133H176ZM176 134H175V135H176ZM192 134H193V133H192ZM192 134H191V135H192ZM194 134H195V133H194ZM201 134H202V133H201ZM134 135H135V134H134ZM164 135H165V134H164ZM164 135H163V136H164ZM169 135H173V134L171 133V134H169ZM179 135H180V134H179ZM182 135H183V134H182ZM188 135H189V134H188ZM202 135H203V134H202ZM206 135L204 134V136H206ZM240 135H241V134H240ZM240 135H239V136H240ZM143 136H144V135H143ZM143 136H141V137H143ZM153 136H154V135H153ZM160 136H161V133H160ZM160 136H159V138H160ZM173 136H174V135H173ZM180 136H181V135H180ZM185 136H186V135H185ZM193 136H194V135H193ZM207 136H208V135H207ZM211 136L214 137V139L212 138V140H214V142H217L218 134H216V135H214V136L211 135ZM133 137H134V136H133ZM144 137H145V136H144ZM150 137H151V135H150ZM154 137H155V136H154ZM154 137H153V138H154ZM175 137H176V136H175ZM177 137H179V136H177ZM187 137H188V136H187ZM189 137H190V135H189ZM189 137H188V138H189ZM195 137L197 138V137H199V136L196 135ZM195 137H194V139H195ZM200 137H201V136H200ZM208 137H209V136H208ZM138 138H139V137H138ZM148 138H149V137H148ZM153 138H152V139H153ZM155 138H156V137H155ZM162 138H163V137H162ZM162 138H161V140L159 139L158 141H162ZM166 138H169V136L166 137ZM173 138H174V137H173ZM180 138H181V137H180ZM188 138H186V139L188 140ZM191 138H192V137H191ZM201 138L203 139L204 137L202 136ZM210 138H211V137H209V139L207 138V139L204 140V141H205V142H206L207 140H208V141H211ZM136 139H137V138H136ZM136 139H135V140L133 139V141L136 142ZM141 139H142V138H141ZM141 139H139V140H141ZM143 139H145V138H143ZM149 139H150V138H149ZM156 139H158V138H156ZM171 139H172V138H171ZM181 139H182V138H181ZM186 139H183V140H186ZM198 139H199V138H198ZM202 139H201V142H202ZM137 140H138V139H137ZM163 140H167V139L164 138ZM195 140H196V139H195ZM133 141H131V142H133ZM149 141H150V140H149ZM156 141H157V140H156ZM170 141H171V140H170ZM188 141H189V140H188ZM188 141H187V144L190 143V142H188ZM192 141H193V143H194V140H192ZM196 141H197V140H196ZM127 142H128V143H127ZM127 142H125L123 145H126V146H127V144H129L130 141L128 140ZM137 142L141 143L140 141H137ZM143 142H144V141H143ZM146 142H147V141H146ZM146 142H145V143H146ZM153 142H154V141L152 140V143H153ZM165 142H166V141H165ZM181 142H183V141H181ZM184 142H185V141H184ZM184 142H183V143H184ZM201 142H198V145H199V143H201ZM122 143H123V142H122ZM126 143H127V144H126ZM139 143H138V146L135 144V145H136V146H135L136 150L140 147V146H139V145H140ZM154 143H155V142H154ZM157 143L159 144V142H156V144H157ZM160 143H161V142H160ZM162 143H163V142H162ZM195 143H196V142H195ZM195 143H194V144H195ZM209 143H210V142H209ZM212 143H213V141H212ZM116 144H117V143H116ZM132 144L134 145V142H133ZM132 144H131V145H132ZM142 144H143V143H142ZM142 144H141V145H142ZM147 144H149L148 146H150L151 142H150V143H147ZM202 144H203V143H202ZM205 144H207V143H205ZM121 145H122V144H121ZM121 145H119V146H121ZM153 145H154V144H153ZM161 145H162V144H161ZM183 145H184V144H183ZM192 145H193V144H192ZM198 145H196V148L198 147ZM200 145H201V144H200ZM200 145H199V146H200ZM210 145L212 146L213 144L210 143ZM210 145H209L208 147H207V146H205V147H207V148L209 149V148H210ZM119 146H118V147H119ZM129 146H130V145H129ZM143 146H144V145H143ZM145 146H146V144H145ZM145 146H144V148H145ZM148 146H147V147H148ZM187 146L189 147V145H187ZM187 146H185V148H183V149H186ZM131 147H132V146H131ZM137 147H138V148H137ZM190 147H191V146H190ZM201 147H203V145H202ZM201 147H198V148H199V149H203V148H201ZM115 148H116V147H115ZM120 148H121V147H120ZM123 148H125V146H124ZM127 148L129 149L128 146H127ZM141 148H142V146H141ZM141 148H140V149H141ZM192 148H194V147L192 146ZM111 149H112V148H111ZM125 149H126V148H125ZM131 149H132V148H131ZM140 149H139V150H140ZM148 149H149V148H148ZM117 150H118V149H117ZM119 150H122V148L119 149ZM123 150H124V149H123ZM123 150H122V151H123ZM141 150H143V149H141ZM188 150H189V149H188ZM188 150L186 149V151L184 150V152H188ZM126 151H128V150L126 149L124 152H126ZM130 151H131V150H130ZM132 151H133V149H132ZM143 151H144V150H143ZM145 151H146V149H145ZM147 151H150V150H147ZM190 151H191V150H190ZM193 151H194V150H192L191 152H193ZM197 151H198V149H197ZM202 151H203V150H202ZM112 152H113V151H112ZM119 152H121V151H119ZM191 152H190V153H191ZM207 152H208V151H207ZM110 153H111V152H110ZM115 153H117V152H115ZM115 153H112V154H115ZM134 153H135V152H134ZM148 153H149V152H148ZM148 153H146V154H148ZM199 153H201V152L199 151ZM199 153H198V154H199ZM203 153H204V152H203ZM121 154H123V152H122ZM127 154L129 155V154H131V153H126V155H127ZM137 154H138V153H137ZM137 154H136V155H137ZM139 154H140V151H139ZM194 154H195V152H194ZM205 154H206V152H205ZM119 155H120V154H119ZM131 155H132V154H131ZM142 155H143V153L141 154V156H142ZM144 155H145V154H144ZM184 155H189V154L187 153V154H184ZM202 155H203V154H202ZM207 155H208V154H207ZM210 155H211V154H210ZM108 156H109V155H108ZM111 156H114V157H115V155H111ZM134 156H135V155H134ZM134 156H133V157H134ZM193 156H194V155H193ZM197 156H198V155H197ZM114 157H113V160L118 161V160H116ZM137 157H138V156H137ZM187 157H188V156H187ZM107 158H108V157H107ZM116 158H117V155H116ZM118 158H119V156H118ZM123 158H124V157H121V159L119 158L120 161L122 160V161H121L122 163L120 162L121 164H123ZM127 158H129V157H127ZM139 158H140V156H139ZM139 158H138V161L140 160ZM141 158H142V157H141ZM198 158L202 159L203 157H202V158H201V157H198ZM142 159H143V158H142ZM184 159H185V157H184ZM184 159L182 160L183 162L186 161V159H185V160H184ZM192 159L194 160L195 157H194V158L189 157V159H187V161H188V160H192ZM200 159H199V161H200ZM203 159H204L203 161H205V158H203ZM109 160L111 161L112 158L109 159ZM145 160H146V158H145ZM206 160H208V159H206ZM140 161H142V162L145 163V161H143V160H140ZM195 161H196V160H195ZM195 161H194V162H195ZM197 161H198V160H197ZM112 162H114V161H112ZM192 162H193V161H191V163H192ZM200 162H201V161H200ZM200 162H199V163H200ZM184 163H186V164L188 165V162H184ZM197 163H198V162H197ZM199 163H198V164H199ZM201 163H203V162H201ZM206 163H207V162H206ZM115 164H116V162H115ZM142 164H143V163H142ZM145 164H146V163H145ZM145 164H143V165H145ZM181 164H182V163H181ZM204 164H205V163H204ZM187 165H186V166H187ZM194 165H195V164H194ZM202 165H203V164H202ZM118 166H119V165H118ZM146 166H147V165H145V167H146ZM142 167H143V166H142ZM145 167H143V168H145ZM183 167H185V165H183ZM189 167H191V164H190ZM198 167H200V165H199ZM198 167H197V169H196L197 171L199 170ZM201 167H205V166H201ZM201 167H200V168H201ZM143 168H142V169H143ZM205 168H208V167H205ZM261 169H264V168H261ZM261 169H260V170H261ZM143 170H144V169H143ZM184 170H185V169H184ZM200 170H201V169H200ZM209 170H210V169H209ZM203 171H204V172H207V174H208L209 172H212V171H209V172H208L207 170H206V171L203 170ZM203 171L201 170V171H199V173H200V172L202 173ZM204 172H203L202 174H204ZM260 172H261V171H260ZM262 172H264V171H262ZM212 173H214V172H212ZM196 174H198V172H196ZM215 174H216V173H215ZM200 175H201V174H200ZM208 175H210V174H208ZM200 177H201V176H200ZM202 177H203V175H202ZM204 177H206V176L204 175ZM204 177H203V179H204ZM207 177L210 178V176H207ZM214 177H215V175H214ZM216 177L218 178L219 176L217 175ZM216 177H215V178H216ZM211 178H212V177H211ZM196 179H197V175H196ZM199 179H200V178H199ZM207 179H208V178H206V180H207ZM206 180H204V183H203V182H202V183L205 184V181H206ZM208 180H210V179H208ZM211 180H212V179H211ZM214 180H215V179H214ZM208 182H209V181H207V183H208ZM203 184H202V185H203ZM205 186H206V185H205ZM195 187H196V186H195ZM197 187H198V186H197ZM197 187H196V188H197ZM198 188H199V187H198ZM0 253H1V252H0ZM4 253H5V252H4ZM1 256H7V254H6V255H1ZM7 257H8V256H7ZM3 258H4V257H3ZM4 259H5V258H4ZM6 260H8V258H7ZM0 262H1V263L3 262L4 264H9L10 259H9V262H8V263H6L5 261H0ZM1 263H0V264H1ZM10 264H11V263H10Z\"/></svg>",
    "mask_w": 264,
    "mask_h": 264
}]
</instances>
